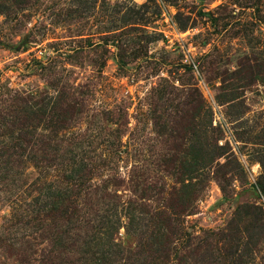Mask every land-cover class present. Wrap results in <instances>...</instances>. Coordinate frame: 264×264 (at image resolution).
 <instances>
[{
    "label": "rangeland",
    "instance_id": "1",
    "mask_svg": "<svg viewBox=\"0 0 264 264\" xmlns=\"http://www.w3.org/2000/svg\"><path fill=\"white\" fill-rule=\"evenodd\" d=\"M0 264H264V0H0Z\"/></svg>",
    "mask_w": 264,
    "mask_h": 264
}]
</instances>
